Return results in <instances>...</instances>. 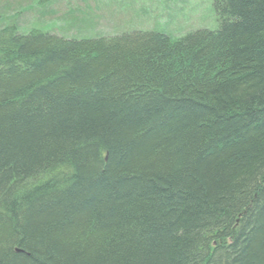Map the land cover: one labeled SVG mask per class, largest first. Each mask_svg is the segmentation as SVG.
<instances>
[{
	"label": "trees",
	"instance_id": "16d2710c",
	"mask_svg": "<svg viewBox=\"0 0 264 264\" xmlns=\"http://www.w3.org/2000/svg\"><path fill=\"white\" fill-rule=\"evenodd\" d=\"M212 4L175 39L0 16V264H264V0Z\"/></svg>",
	"mask_w": 264,
	"mask_h": 264
},
{
	"label": "rangeland",
	"instance_id": "374dc122",
	"mask_svg": "<svg viewBox=\"0 0 264 264\" xmlns=\"http://www.w3.org/2000/svg\"><path fill=\"white\" fill-rule=\"evenodd\" d=\"M32 1L0 0V16L19 13L21 28L38 22L69 38L154 30L175 39L218 27L212 0H53L43 8Z\"/></svg>",
	"mask_w": 264,
	"mask_h": 264
}]
</instances>
